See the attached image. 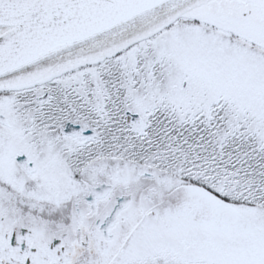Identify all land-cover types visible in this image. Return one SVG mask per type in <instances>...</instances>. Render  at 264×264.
<instances>
[{"label":"snow or ice","instance_id":"snow-or-ice-1","mask_svg":"<svg viewBox=\"0 0 264 264\" xmlns=\"http://www.w3.org/2000/svg\"><path fill=\"white\" fill-rule=\"evenodd\" d=\"M0 264H264V0H0Z\"/></svg>","mask_w":264,"mask_h":264}]
</instances>
